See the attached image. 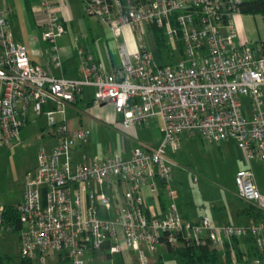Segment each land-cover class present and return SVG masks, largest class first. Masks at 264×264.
Instances as JSON below:
<instances>
[{"label": "built area", "instance_id": "obj_1", "mask_svg": "<svg viewBox=\"0 0 264 264\" xmlns=\"http://www.w3.org/2000/svg\"><path fill=\"white\" fill-rule=\"evenodd\" d=\"M241 0H82L83 14L97 18L116 37L123 28L141 31L153 24L180 43L183 57L172 65L151 63L138 46L117 45L118 64L107 71L91 55L81 57L77 78L54 77L48 67L32 63L26 47L12 40L10 9L0 0V145L17 139L25 118L19 111H43L55 144L36 154L21 201L15 205L20 228V258L47 264L54 255L67 264H85L82 255L105 250L110 264H126L123 253L135 252L136 264H148L145 250L158 244L173 249L215 250L222 264H264V220L213 223L202 215L182 218L171 201L160 216L148 215L142 190L152 195L159 180L167 197L171 158L179 134H197L209 143L232 141L245 167L233 175L236 196L264 213V187L258 188L249 167L264 161V43H240L231 22ZM43 40L52 43L64 32L52 10V0H38ZM80 52V51H79ZM53 64H59L51 56ZM84 86L93 87L94 104H110L119 116L115 124L130 128L150 118L160 119V139L154 147L135 145L121 158L81 154L73 162L70 149L84 142L85 128L68 129L63 115ZM23 113V112H22ZM195 180V177L193 178ZM120 188L121 205L113 193ZM98 206L108 216L98 215ZM0 208V212H1ZM1 219V216H0Z\"/></svg>", "mask_w": 264, "mask_h": 264}, {"label": "crops", "instance_id": "obj_2", "mask_svg": "<svg viewBox=\"0 0 264 264\" xmlns=\"http://www.w3.org/2000/svg\"><path fill=\"white\" fill-rule=\"evenodd\" d=\"M5 2L10 9L8 15V22L12 40L24 45L26 47L29 60L34 64H38L43 67H48L49 73L52 76L64 78H77L79 76L78 66L80 64V59L85 55H91L93 61L100 63L102 66V70L104 71H107L110 68L117 66L118 57L113 59L109 54H107L105 57L106 64H103L100 59H98L97 56H94L88 48V31L85 28L84 24L85 15L83 14L82 10V0H52V10L57 15L59 22L63 25L64 32L55 38L53 44L46 41L47 43H49L46 46L44 44H41L40 41L35 42L32 37L33 28L36 27L40 31L42 30L41 27L37 24V19L40 17V6L38 4V0H5ZM250 16L253 19L249 18ZM251 21L253 22V25ZM231 22L235 29L237 40L240 43L247 42L252 47H258L261 45V43H264V16L257 14L243 15L239 14L238 12H235L231 15ZM117 37H119L121 40L120 44L124 45L127 49L137 47V44L134 39V33L129 31L128 29L123 28L122 32L119 33ZM42 41L43 43H45V40ZM54 54L59 61V64L57 65L53 64L51 61V56ZM92 92L93 87L84 86L77 94H75L74 100L64 108L63 115L56 114L59 117L57 121H59L61 119V116H63L68 129L79 127L87 129L88 132L90 125H95L94 122L105 123L112 126H116L118 128H122L121 126L116 125L114 122L115 120L119 119V116L113 112L112 106L110 104L105 103L99 105L94 104L92 101ZM262 98L264 102V96ZM50 107L51 102L47 100L42 105L41 112L36 115L44 116L43 111L49 109ZM19 112V115L25 118L24 123H26V121L28 120L27 114L32 111L27 108L25 111ZM85 112L88 114V116H86ZM146 123H152V129L155 128L158 131L157 133L153 134V137L152 139H150V142L147 141V144L142 145L154 147L160 139V119L158 117L150 118L146 122L135 126H143ZM42 130L43 129L41 128L40 136H42L43 134ZM49 130L50 131L47 133V136L50 139H53L54 142H56V136L53 134L52 129L49 128ZM193 136L198 138L205 153L209 154L210 156L214 155L217 162L220 163L221 160L225 157L231 158L232 166L238 167L234 171V173L238 169L245 167L244 160L242 159V154L232 141L228 140L225 142L214 144L204 141L197 134H187L186 132H181L179 134V141L181 137H184V139H189ZM88 137L89 133L84 142L76 143L70 149V154L73 162L79 160V154L77 153V150L80 149L83 144L87 142ZM133 146L134 145H131V147ZM130 148L122 149L121 155H116L121 158H125L128 156ZM178 150L179 146L175 153L171 155V158L175 162L177 160L176 156L178 154ZM111 155H106L104 157H99L97 155L93 156L97 157L98 159H104ZM173 167L174 166H172L171 169ZM249 167H251L250 169L253 171L252 173H254L253 175L256 186L258 188L264 187V161L252 159L249 163ZM26 172L27 173L24 179L26 178L27 174L31 173L32 171ZM192 181L197 182L198 179L195 178V180L192 179ZM199 187L201 188V191L205 189V187L203 186ZM154 189L155 192L152 195H150L147 190H142L145 208L148 215H162L171 201L175 202L174 204L176 210L179 213L176 205L177 199L173 198L172 200H170L167 197L165 189L159 180H156L154 182ZM101 190L102 192L104 191V194L107 193L106 195H109L110 193L114 194L116 201H112L113 207L122 204L119 187L113 186L107 188L103 186ZM22 192L23 189L21 191L19 199L16 202H13L12 204L1 205L0 208L7 207L14 209L15 205L21 201ZM231 196L232 199L230 200L228 198L218 199L217 197H208L207 199L206 197L204 199L203 197H201L196 202H193L192 199H183V201L186 202V206L184 208H181L182 213H179V215L182 218L188 220H196L200 216L206 215L213 223H243L246 220V217H244V214L242 213V209L245 207V203L236 196L235 191L231 193ZM161 201H163V204H161ZM97 211L98 215L101 217L108 216L107 211L101 206H98ZM232 220H234V222ZM0 224H3L4 227L11 229L15 233L18 232L14 231L10 225H5L3 221H0ZM176 249L178 248L173 249L167 245L158 244L155 251L150 252L148 250H145L144 252L146 253V256L148 258V264H178V262L180 261V256L175 253L174 250ZM105 252V250H94L85 253H87V255L89 256V260H92L93 258H104L106 261L105 264H110L111 261H116L115 257L110 260L108 258V255L106 256ZM85 253L83 254L84 256ZM5 257L7 256L5 255ZM49 257H51L55 264H67L66 261L59 260V258L54 255H50ZM165 257L171 258L165 260ZM123 258L126 264H136L134 260L135 252H133L132 250L124 252ZM34 260L35 259H25L21 262H25L26 264H32Z\"/></svg>", "mask_w": 264, "mask_h": 264}, {"label": "rangeland", "instance_id": "obj_3", "mask_svg": "<svg viewBox=\"0 0 264 264\" xmlns=\"http://www.w3.org/2000/svg\"><path fill=\"white\" fill-rule=\"evenodd\" d=\"M251 23L253 25L252 21ZM84 24L88 31V48L93 55L97 56L103 64H106L105 57L107 54L113 59L117 58L116 47L120 44V38L117 36L114 38L108 26L95 17L85 15ZM158 32L159 29L153 30L149 26H143L141 31H135L134 39L137 46L150 54L151 63L154 66L172 65L180 61L183 53L182 49H179L177 41L170 40L163 35L168 42V46L158 45L154 41V37ZM32 37L35 42L40 41L45 46L49 44L46 41L43 43L42 33L36 27L32 29ZM58 115H53L55 120L59 119ZM27 116L28 120L20 127L17 140L12 141L7 148L0 145V206L12 204L19 199L24 188L26 171L31 172L35 167L37 152L41 149H49L55 144L54 140L47 136L50 130L44 116L36 115L33 112H29ZM86 116H88L87 113ZM94 123L95 125L91 124L89 127L87 142L77 150L78 158L81 154L89 157L93 155L99 157L111 154L121 155V150L129 149L131 145L147 144V141L150 142L153 134L158 131L155 128L152 129V123L130 128H118L105 123ZM41 128L43 129L42 136H40ZM176 158V165L170 171L168 185L170 190L174 192L173 198L177 199L176 205L179 213H182L181 208L186 206V202L183 201L186 198L192 199L193 202L201 197L204 199L206 197L207 199L208 197L232 199L231 193L235 191L233 173L238 167L232 166L231 158L225 157L220 163L217 162L214 155L210 156L205 153L195 136L189 139L181 137ZM194 177L198 179L197 182L192 181ZM199 186H203L205 189L201 191ZM232 221L234 222V220ZM18 248V232L15 233L0 224V264H26L21 262ZM86 255L87 253H85V256L82 255L86 264L106 263L104 258L89 260V256ZM169 258L171 257H165V260ZM46 261L47 264H55L51 257H47ZM32 264L40 263L34 260Z\"/></svg>", "mask_w": 264, "mask_h": 264}, {"label": "trees", "instance_id": "obj_4", "mask_svg": "<svg viewBox=\"0 0 264 264\" xmlns=\"http://www.w3.org/2000/svg\"><path fill=\"white\" fill-rule=\"evenodd\" d=\"M237 12L241 14H257L264 16V0H241L237 4ZM149 27L153 30L159 29L158 34L154 37L156 44H164L168 46V42L163 36V31H160V28L155 27L153 24H149ZM178 46L179 49H181L180 43H178ZM161 204H163V201H161ZM242 213L244 214V217H246V220L250 218L253 220H264L263 212L246 203L245 207L242 209ZM0 216V221H3L5 225H10L14 231H19V217L14 209L4 207L1 209ZM174 251L180 256L178 264H222V262L219 261L218 253L215 250H209L206 247L176 249ZM105 253L107 256V252ZM20 259L21 261L25 260L24 258Z\"/></svg>", "mask_w": 264, "mask_h": 264}]
</instances>
